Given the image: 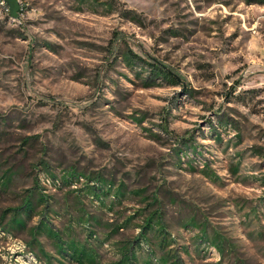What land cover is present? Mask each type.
I'll use <instances>...</instances> for the list:
<instances>
[{
	"label": "rangeland",
	"instance_id": "1",
	"mask_svg": "<svg viewBox=\"0 0 264 264\" xmlns=\"http://www.w3.org/2000/svg\"><path fill=\"white\" fill-rule=\"evenodd\" d=\"M25 1L0 264H264V0Z\"/></svg>",
	"mask_w": 264,
	"mask_h": 264
},
{
	"label": "built area",
	"instance_id": "2",
	"mask_svg": "<svg viewBox=\"0 0 264 264\" xmlns=\"http://www.w3.org/2000/svg\"><path fill=\"white\" fill-rule=\"evenodd\" d=\"M18 2L20 4L19 17H21L27 10V3L25 0H18ZM6 18L17 20L16 17L11 15L8 2L6 0H0V20Z\"/></svg>",
	"mask_w": 264,
	"mask_h": 264
},
{
	"label": "water",
	"instance_id": "3",
	"mask_svg": "<svg viewBox=\"0 0 264 264\" xmlns=\"http://www.w3.org/2000/svg\"><path fill=\"white\" fill-rule=\"evenodd\" d=\"M10 7V12L13 17H19L20 4L18 0H6Z\"/></svg>",
	"mask_w": 264,
	"mask_h": 264
},
{
	"label": "trees",
	"instance_id": "4",
	"mask_svg": "<svg viewBox=\"0 0 264 264\" xmlns=\"http://www.w3.org/2000/svg\"><path fill=\"white\" fill-rule=\"evenodd\" d=\"M146 264H150V263L148 262V263H146Z\"/></svg>",
	"mask_w": 264,
	"mask_h": 264
}]
</instances>
